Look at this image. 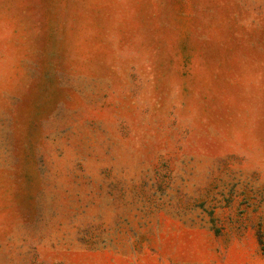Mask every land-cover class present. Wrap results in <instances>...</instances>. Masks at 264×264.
<instances>
[{
  "label": "rangeland",
  "instance_id": "1",
  "mask_svg": "<svg viewBox=\"0 0 264 264\" xmlns=\"http://www.w3.org/2000/svg\"><path fill=\"white\" fill-rule=\"evenodd\" d=\"M0 264H264V0H0Z\"/></svg>",
  "mask_w": 264,
  "mask_h": 264
}]
</instances>
